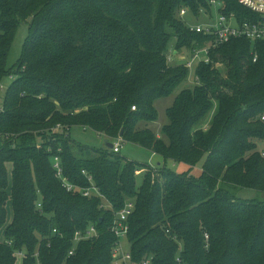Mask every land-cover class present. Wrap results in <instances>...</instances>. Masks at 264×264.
Here are the masks:
<instances>
[{
  "label": "trees",
  "instance_id": "obj_1",
  "mask_svg": "<svg viewBox=\"0 0 264 264\" xmlns=\"http://www.w3.org/2000/svg\"><path fill=\"white\" fill-rule=\"evenodd\" d=\"M219 1L240 19H262L239 0ZM208 3L0 0V85L17 71L0 89V264H16L17 252L25 254L22 264H111L119 240L112 225L127 200L136 204L127 235L136 262L153 255L155 264H264V199L237 195L242 188L264 192V40L235 38L214 49L212 63L197 65L195 85L167 108L160 134L140 125L156 121L155 102L188 79L185 64L168 62L171 41L177 50L209 42L187 20ZM184 8L190 13L183 19ZM22 22L23 51L7 68ZM81 127L109 142L123 130V141L163 162L152 166L77 143L70 131ZM54 155L75 191L56 176ZM168 160L188 169L177 171ZM84 171L101 196L82 194L92 184ZM91 224L99 236L69 255L76 231Z\"/></svg>",
  "mask_w": 264,
  "mask_h": 264
},
{
  "label": "built area",
  "instance_id": "obj_2",
  "mask_svg": "<svg viewBox=\"0 0 264 264\" xmlns=\"http://www.w3.org/2000/svg\"><path fill=\"white\" fill-rule=\"evenodd\" d=\"M240 4L248 8L250 11L258 14L262 19L255 21L252 19H240L235 12H224V3L219 0H209L210 9L203 8L200 15L205 14L209 19L206 22H199L196 24L188 23L191 31L204 35L209 38V42L202 46H195L194 48H183L185 51L174 49L175 51L167 54L168 62L171 64L183 63L190 70L195 71L198 64H210L212 63L211 52L217 47L224 43L229 42L235 38H247L252 43L256 41L264 40V0H239ZM213 10L216 11V16L213 15ZM190 11L184 8L181 10L180 16L184 19L189 15ZM200 15L196 17L200 21ZM189 53V54H188ZM258 58V54H255L254 61ZM198 76L195 74V80L198 81ZM3 87V86H2ZM135 110L136 106H132ZM264 121V116H262ZM61 125L55 129V131L61 130ZM113 143V147L110 148L115 153H120L123 139L119 136ZM262 155H264V147L261 149ZM53 167L56 172V176L61 180L63 186L67 191H75L76 185H74L67 176L64 174V169L62 166V160L59 155H54L52 157ZM84 173L88 176L91 181V186L82 189V194L86 197L101 196L99 188L93 182V177ZM136 204L134 200H127L124 207L117 212L116 218L112 225V231L118 237V241L115 244L112 251V261L111 264H155L154 256L150 255L141 261H134L133 255L129 248L125 247L123 239L127 238L129 232V217L133 214ZM53 234H63L57 229L53 228ZM99 236V231L97 227L93 224L89 225L85 230H77L74 235V246L69 250V255H74L76 252V246L79 242L93 239ZM206 240L209 239V235H205ZM4 238L0 237V242ZM130 247V246H129ZM24 252H17L15 255L18 257H23ZM181 262V259L178 258Z\"/></svg>",
  "mask_w": 264,
  "mask_h": 264
},
{
  "label": "rangeland",
  "instance_id": "obj_3",
  "mask_svg": "<svg viewBox=\"0 0 264 264\" xmlns=\"http://www.w3.org/2000/svg\"><path fill=\"white\" fill-rule=\"evenodd\" d=\"M212 16H214V17L216 16L215 10H213ZM208 19L209 18L205 14L200 15V21H198L196 18L192 17L191 15H189V17H187V20L193 24H196L199 22H201V23L206 22ZM27 34H28V23L22 22L19 25V28L16 32V35H15V38H14V41H13V44L11 47V51H10V54H9V57L7 60V68L14 67L15 64L17 63V61L19 60V58L22 54V51H23V47H24V43H25ZM175 43H176V40L173 39L170 43L169 50L167 51L168 55L175 51L174 50L175 49ZM184 51L185 50L183 49L181 52H184ZM173 63H176V62H173ZM16 77H17V71L13 68L12 73L9 76H7L6 80L3 81V83L0 85L1 93L4 92V89L7 86V84L11 80H14ZM196 82L197 81L195 80V71L193 69H191L187 81L182 83V85L179 88H177L172 95L160 98L155 102V106L158 110L157 120L153 121V122H149V123L142 122L140 125L143 127L148 126L151 129H153L157 134H160L163 125H165L169 122V118H168L167 113H166L167 108L173 104L176 95L180 92V90L182 88L193 87ZM215 105H214L213 109L211 110V112H209L208 116L206 117V120L204 121V124L202 125L203 127H206L209 124V122L211 121L212 116L214 114ZM2 106H3L2 101L0 100V110L2 109L1 108ZM57 127H58V125H57ZM60 127L62 128V126H60ZM71 130H72V131H70L71 136L73 137V139L76 140L77 143L93 146V147H96L99 149L107 147L106 140L108 138L103 133H99V132H96L92 129H88L85 127L74 128ZM115 141H116L115 139L111 140L112 143H114ZM262 147H264V146L261 144V148ZM120 154L131 159V160H135V161H138L141 163H149L152 166H157L160 162H163V158L160 155L154 154L150 149L142 147V146L137 145V144H134L132 142H127V141L122 142ZM204 161L205 160L203 159L200 162V164L195 167L194 173L198 174L201 171ZM167 165L169 167L177 170V171H183L182 169H186V168L188 169L187 165L182 164V163L181 164L176 163L172 160H168ZM140 173H141V171L137 173L139 182L141 181L142 176H143ZM8 176H9V178H11V165L10 164H8ZM8 191L10 192V188H8ZM237 195H238V197H240L242 199H264V192L256 190V189L242 188L237 192ZM7 208H8V213H7V224H8L12 220V217H13V209H12L10 201H8ZM0 234H1V232H0ZM123 243L125 244L126 248H129L130 243L128 242L127 238L123 239ZM16 264H20V258L19 257H18V261Z\"/></svg>",
  "mask_w": 264,
  "mask_h": 264
},
{
  "label": "crops",
  "instance_id": "obj_4",
  "mask_svg": "<svg viewBox=\"0 0 264 264\" xmlns=\"http://www.w3.org/2000/svg\"><path fill=\"white\" fill-rule=\"evenodd\" d=\"M181 167V166H180ZM183 171H186L187 170V168L186 169H182ZM181 172V171H180ZM3 235H4V230H2L1 231V234H0V237L1 238H3ZM20 258V264H22V262H23V257H19ZM17 261H18V259H17ZM17 263V262H16Z\"/></svg>",
  "mask_w": 264,
  "mask_h": 264
},
{
  "label": "water",
  "instance_id": "obj_5",
  "mask_svg": "<svg viewBox=\"0 0 264 264\" xmlns=\"http://www.w3.org/2000/svg\"><path fill=\"white\" fill-rule=\"evenodd\" d=\"M122 135H123V130H122L121 133H120V136H122ZM106 142H107V146H108L109 148H112V147H113V143L109 142L108 139L106 140Z\"/></svg>",
  "mask_w": 264,
  "mask_h": 264
}]
</instances>
